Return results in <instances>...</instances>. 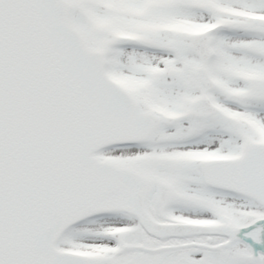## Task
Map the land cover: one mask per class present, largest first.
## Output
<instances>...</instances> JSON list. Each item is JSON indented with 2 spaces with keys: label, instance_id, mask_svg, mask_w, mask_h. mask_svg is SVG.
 <instances>
[{
  "label": "snow or ice",
  "instance_id": "6c2138e0",
  "mask_svg": "<svg viewBox=\"0 0 264 264\" xmlns=\"http://www.w3.org/2000/svg\"><path fill=\"white\" fill-rule=\"evenodd\" d=\"M0 264H264V0H0Z\"/></svg>",
  "mask_w": 264,
  "mask_h": 264
}]
</instances>
